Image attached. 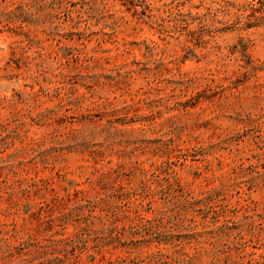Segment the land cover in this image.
Segmentation results:
<instances>
[{"label":"rangeland","instance_id":"1","mask_svg":"<svg viewBox=\"0 0 264 264\" xmlns=\"http://www.w3.org/2000/svg\"><path fill=\"white\" fill-rule=\"evenodd\" d=\"M0 264H264V0H0Z\"/></svg>","mask_w":264,"mask_h":264}]
</instances>
